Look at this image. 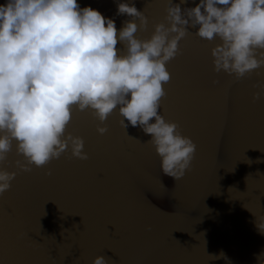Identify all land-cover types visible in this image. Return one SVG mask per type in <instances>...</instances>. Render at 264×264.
Segmentation results:
<instances>
[{
  "label": "water",
  "instance_id": "water-1",
  "mask_svg": "<svg viewBox=\"0 0 264 264\" xmlns=\"http://www.w3.org/2000/svg\"><path fill=\"white\" fill-rule=\"evenodd\" d=\"M116 2L77 0L114 19L119 31L128 17L116 15ZM133 2L148 21L135 35L148 39L163 22L166 0ZM195 31L165 65L170 80L158 109L196 145L190 170L178 181L163 175L150 135L122 128L118 106L103 124L88 111L73 113L66 131L84 140L86 160L66 151L24 172L13 142L0 164L16 173L0 194V264H92L97 255L109 264H257L264 251L256 227L264 216V97L252 94L264 84V67L239 80L214 72L210 49L219 41ZM97 126L108 131L101 135ZM221 252L227 260L209 256Z\"/></svg>",
  "mask_w": 264,
  "mask_h": 264
},
{
  "label": "clouds",
  "instance_id": "clouds-1",
  "mask_svg": "<svg viewBox=\"0 0 264 264\" xmlns=\"http://www.w3.org/2000/svg\"><path fill=\"white\" fill-rule=\"evenodd\" d=\"M185 3L166 0L163 22L153 25L150 38L140 39L135 34L148 21L133 0L116 2V15L128 17L119 31L114 19L77 0H5L0 5V164L13 142L22 156L15 166L24 172L66 151L86 160L84 140L66 131L73 113L88 111L103 124L118 106L121 127L150 135L146 143L160 158V172L180 180L191 168L196 145L158 113L166 95L162 85L170 80L165 65L180 53L179 41L190 28L203 40H218L210 49L213 71L236 80L264 67V0H199L182 10ZM253 87L259 89L253 100L264 97V84ZM96 131L103 135L108 129ZM15 176L0 168V194ZM256 227L264 234V216L256 218ZM209 256L227 260L223 252ZM255 259L264 264V251ZM92 264L109 260L97 255Z\"/></svg>",
  "mask_w": 264,
  "mask_h": 264
}]
</instances>
